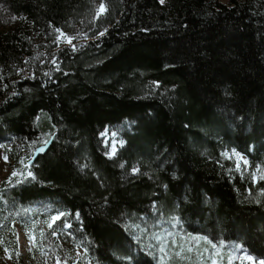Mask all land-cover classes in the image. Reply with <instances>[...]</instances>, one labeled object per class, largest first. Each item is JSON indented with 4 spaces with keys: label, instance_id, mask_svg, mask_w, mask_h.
Wrapping results in <instances>:
<instances>
[{
    "label": "trees",
    "instance_id": "16d2710c",
    "mask_svg": "<svg viewBox=\"0 0 264 264\" xmlns=\"http://www.w3.org/2000/svg\"><path fill=\"white\" fill-rule=\"evenodd\" d=\"M84 26L106 33L78 49L37 44ZM0 27V144L29 150V164L54 137L33 177L0 187V225L46 204L92 264H159L140 233L149 241L166 218L264 259V196L218 162L233 136L264 133V11L253 0H0ZM37 49L51 72L18 75ZM121 124L110 158L102 134Z\"/></svg>",
    "mask_w": 264,
    "mask_h": 264
},
{
    "label": "rangeland",
    "instance_id": "374dc122",
    "mask_svg": "<svg viewBox=\"0 0 264 264\" xmlns=\"http://www.w3.org/2000/svg\"><path fill=\"white\" fill-rule=\"evenodd\" d=\"M217 1L226 5L230 2V0ZM237 1L244 2L246 0ZM165 2L166 0H163L161 3L164 4ZM253 2L257 8L264 11V0H253ZM101 5L98 8L99 16L105 12H100ZM12 24L8 25V30L24 29L17 23ZM101 33H96L88 26L78 27L76 30L68 27L59 29V31L53 30L49 36L41 37L37 44L45 50L54 46L53 52H58L64 48L78 49L104 36L106 32ZM69 37H71V43L68 42ZM257 38L260 39L261 36ZM46 53L47 51L37 49L35 51L36 58L24 60V64L18 68V75L24 76L33 68H39L49 74L50 68L47 69L42 66L49 63L48 66L50 67L54 66V63L47 61ZM248 55H250V61L251 52ZM245 56L247 57V55ZM243 64L245 68L243 74H249L246 75L249 82L254 81L250 84H255L257 79L249 71V62L244 61ZM55 73L57 72L55 71ZM250 76H253V79ZM126 128V124H121L117 127L108 128L103 133L110 158L116 156L123 146L121 133ZM249 130L251 131L249 139L248 134L246 139L237 134L230 139L227 147H222L221 158L218 162L223 166L225 174L230 179L237 180L239 183L251 187L252 190H258L259 194L264 196V133L259 130L257 131L259 133L255 134L254 127L252 129L250 127ZM113 134H115L114 137ZM45 142H48L46 138L41 141L40 146L46 144ZM112 144H116L115 152H112ZM12 150L13 147L10 142L6 141L0 144V187L15 183L18 180H25L28 177L27 172L30 167H25V165H29L27 163L29 150L27 152L20 149L17 156L13 155ZM13 172H16L17 175L13 176ZM28 212L29 214L36 213L37 217L31 215L32 217H29L31 219H23V223L0 225V264H92L87 260L84 249L66 240L65 234L70 227L64 226V231H57L62 226L60 220L49 227L51 217L54 214L46 204L32 206ZM156 221H161V223L159 222L155 227L150 240L148 241L149 230L147 231L145 228L140 233V239L150 243L151 250L158 258L159 264V257L162 255L160 249L162 248L165 250L163 253L164 264H212L214 259L218 260L220 264H228L230 256L239 257L245 253L253 256L252 250L242 244L227 245L225 242L218 244L212 242L216 245V248L213 249L212 245L202 239L203 236L184 234L182 231L168 226L166 222L172 221L170 219H157ZM53 232L56 234L53 235ZM33 237L34 239H32ZM198 238L199 243H194ZM190 244L193 250L189 252L187 249ZM197 248L201 253L200 255L197 254ZM255 260L256 264L264 261V259L257 258ZM233 264H241V262L239 259H234Z\"/></svg>",
    "mask_w": 264,
    "mask_h": 264
},
{
    "label": "snow or ice",
    "instance_id": "6c2138e0",
    "mask_svg": "<svg viewBox=\"0 0 264 264\" xmlns=\"http://www.w3.org/2000/svg\"><path fill=\"white\" fill-rule=\"evenodd\" d=\"M161 2H163V0H161ZM105 11V9H104V6L103 5H101V7H100V12L102 13V12H104ZM59 31V30H58ZM101 35H103V33H101ZM68 42L69 43H71V37H69L68 38ZM102 135H104V134H102ZM115 136V134H113V137ZM45 143H47V142H45ZM111 148H112V152H115V150H116V144H112V146H111ZM38 151H43V148H41V149H38ZM5 159H7V157H5ZM25 167H30L29 165H25ZM132 171L133 172H136L137 171V169H135V168H133L132 169ZM17 175V173L16 172H13V176H16ZM21 175H22V173H21ZM33 172L32 171H28L27 172V176L28 177H33ZM76 217H77V219H79V212H77L76 214ZM64 216V213L63 212H60V213H57L56 215H54V216H52L51 217V223L49 224V227H51V225L52 224H54V223H56L58 220H61V218ZM65 227H71V225H69V224H67V223H65V225H64ZM56 233L55 232H53V235H55ZM32 239H34V237L32 238ZM203 240H205V241H207V243L208 244H210V245H212V248L213 249H215L216 248V245H214V244H212V241L211 240H208V238L207 237H203L202 238ZM194 243H199V238H198V240L197 241H195ZM189 252L190 251H192L193 249H192V245L190 244L189 246H188V249H187ZM85 251H87V249L85 250ZM160 251H161V253H162V255L159 257V259H160V264H164V255H163V253H164V249L162 248V249H160ZM197 254L198 255H200L201 253L199 252V250H198V248H197ZM234 259H239L240 260V262H241V264H245V262H246V264H256V260H255V258L252 256V255H250V254H244V255H242V256H239V257H229L228 258V264H233V260ZM212 264H220V262L218 261V260H212ZM260 264H264V261H260Z\"/></svg>",
    "mask_w": 264,
    "mask_h": 264
},
{
    "label": "water",
    "instance_id": "95a60500",
    "mask_svg": "<svg viewBox=\"0 0 264 264\" xmlns=\"http://www.w3.org/2000/svg\"><path fill=\"white\" fill-rule=\"evenodd\" d=\"M53 140H54V137H51L50 140L46 144L39 146L36 149V151L34 152L33 158L29 162L30 166L34 165L39 157L45 155L48 152L51 145L53 144ZM41 148H43V151H38V149H41Z\"/></svg>",
    "mask_w": 264,
    "mask_h": 264
}]
</instances>
